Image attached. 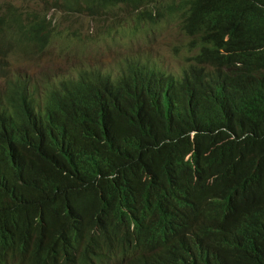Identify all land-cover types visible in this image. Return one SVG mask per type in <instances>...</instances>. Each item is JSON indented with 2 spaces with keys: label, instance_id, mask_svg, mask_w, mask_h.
Returning <instances> with one entry per match:
<instances>
[{
  "label": "trees",
  "instance_id": "obj_1",
  "mask_svg": "<svg viewBox=\"0 0 264 264\" xmlns=\"http://www.w3.org/2000/svg\"><path fill=\"white\" fill-rule=\"evenodd\" d=\"M8 11L0 49L48 44L53 20ZM180 11L177 75L137 62L0 89V264H264V0Z\"/></svg>",
  "mask_w": 264,
  "mask_h": 264
},
{
  "label": "rangeland",
  "instance_id": "obj_2",
  "mask_svg": "<svg viewBox=\"0 0 264 264\" xmlns=\"http://www.w3.org/2000/svg\"><path fill=\"white\" fill-rule=\"evenodd\" d=\"M184 0H146L94 13L53 7L44 0H0V12L13 8L24 18L47 16L52 35L47 45L23 42L0 49V89L18 78L43 87L56 79L98 70L117 75L130 63H147L179 74L188 56L181 29ZM6 38L0 35V39Z\"/></svg>",
  "mask_w": 264,
  "mask_h": 264
},
{
  "label": "bare ground",
  "instance_id": "obj_3",
  "mask_svg": "<svg viewBox=\"0 0 264 264\" xmlns=\"http://www.w3.org/2000/svg\"><path fill=\"white\" fill-rule=\"evenodd\" d=\"M208 26V25H207Z\"/></svg>",
  "mask_w": 264,
  "mask_h": 264
}]
</instances>
